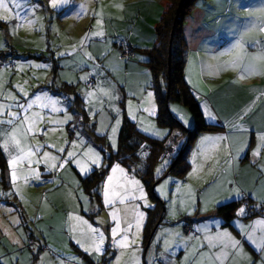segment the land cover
I'll return each mask as SVG.
<instances>
[{"label": "rangeland", "instance_id": "rangeland-1", "mask_svg": "<svg viewBox=\"0 0 264 264\" xmlns=\"http://www.w3.org/2000/svg\"><path fill=\"white\" fill-rule=\"evenodd\" d=\"M164 1L70 0L67 4H60L58 7L53 8L50 0H28L30 5H39V7L30 16L27 15L28 8H23L21 15L26 16L27 19L19 27L17 25L20 22L14 18V11L0 8V64L2 65L0 68V74H2L0 79L3 81L5 91L13 92L21 102H25L26 98L19 93L17 85L32 94L40 92V86L49 84L46 82L71 80L68 77L70 75L75 77L73 81L77 82V91L82 95L83 92L81 90L84 91V94L87 91L96 90V96L92 97L91 100L83 95L85 104H83L82 109L80 108L79 114L68 110L66 103L63 102L67 113L72 116V121L58 128L55 132L49 131L45 136H37L32 143L38 140L40 142L47 141L49 144L57 145V147L62 146L65 140L72 141L76 139L73 131V127H75V131L79 132L84 139V145L80 147L79 151H83L87 146H92L104 157V153L102 152L103 145L95 141L93 135L94 133L95 135H101L97 130L103 128L104 125L114 126L117 119L123 120L124 109H126L129 115V101H131V111L138 119L132 120L137 122L140 128L155 125L156 129L161 131L167 130L169 132L168 127L160 126L157 123L156 115H150L149 112L141 110V106L143 108L154 106L156 110L158 109L157 104L155 105L151 98H147L149 91L154 94L151 85L145 87L143 91L142 88L138 89L136 91L138 98H132L127 92L124 93V89L126 90V88H123V84L119 88L113 87L110 82L102 79L103 82H97V85L90 86L89 79L87 81L80 79V77L88 76L89 69H92L97 61L94 58V50L98 46H105L108 41L112 42L121 34L123 30H119L121 25L119 22H121L125 14H132L134 18L139 17L141 21H145L147 27L153 29L155 20L159 21L163 15ZM81 5L84 6L83 11L81 10ZM116 5H122V7L118 8ZM195 6L199 10L204 11L202 14L205 18H199L198 14H200V11L193 14L194 21L192 22L191 19L188 21L190 32L187 28L184 31L188 51L192 49L193 52V57L191 56L190 59L191 64L196 63L189 72L187 70L186 79L188 82H219L222 78H226L227 80L235 78L240 65L244 62L246 65H249L248 62L252 61L251 58L253 56L245 53V58L243 59L241 51L234 49L233 45L237 41H242L246 44L247 49H250L247 41H251V37L256 36L257 28L259 27L253 16L264 17V8L261 7L264 6V0H199ZM12 7L9 3V8L11 9ZM94 12L102 13L100 18L103 22L102 30L105 35L103 37H93L80 47L79 42L86 33L99 30L95 27L97 17L93 15ZM158 13H160L159 18L156 19ZM5 16L9 18L8 22H4L3 17ZM210 16L214 18V21L207 20ZM28 19H35V24L29 26L27 23ZM201 20L206 21L203 22ZM263 35L262 33L261 38H264ZM224 42H228L227 45H224ZM73 46H77L75 51H73ZM229 49L232 50L227 51ZM62 52L67 54L63 56L58 55V53ZM85 53L88 55H85ZM222 53L224 54L221 55ZM238 53L240 58L234 64H229L225 67L226 62L233 61ZM83 60V66L85 67L81 71L85 73L82 75L78 74L79 76L77 77L73 72V66L75 65L76 69V62L81 64ZM256 61L263 62V59ZM37 64L48 65V67L46 69L43 67L37 68L35 67ZM21 65L23 67H20ZM207 65H211L213 68L209 69L206 67ZM227 67L228 69H226ZM146 70L147 75L142 73L140 77L145 76V79H149V82H151V72L148 67ZM140 81V79L134 78L131 84L127 85V88L133 86L134 82L140 83ZM98 83L105 90L111 91L115 98L109 100L107 97H104L98 91ZM59 86H53V89ZM113 108H118L120 110L119 114L113 111ZM172 108L181 109L182 114L189 120L187 124H183L184 126L187 128L193 126L194 118L186 105L172 101L170 103V110ZM92 112H95V114L92 115ZM52 118L63 119V116L61 114H54ZM38 127L45 128L47 126L39 124ZM120 127L121 124L114 137L117 145ZM105 131L108 135H111L110 127L105 128ZM108 135H106L107 138ZM65 147L68 150H72L70 146L65 145ZM105 147L106 150L110 151L111 147L109 144ZM45 150L56 154L55 149L48 148ZM61 155H66V153ZM2 158L3 166L0 164V192L7 194L13 190L9 183V167L5 154H3ZM105 163L106 161L103 160V164ZM3 168L5 169L7 182L1 176ZM41 171L43 172V183L25 185L22 181L19 182L23 199L16 194L0 195V260L6 264H77L78 262L80 264H90L85 256L86 253L75 243L72 233L69 231L70 224H78V221L75 219L69 221V214H72L73 216L83 217V219L92 223L93 226H97V221L102 220L104 222L99 226L106 235V250L99 256L94 255L91 258L94 260V264H117V260H113L112 258L114 250H109L112 246L111 239L108 238L110 236L108 229L114 226L109 222L110 209L105 207L101 212L97 213L98 203L91 199L89 194L83 189L77 167L73 164H68L63 169L51 172L45 171L42 167ZM135 178L140 180L144 185L139 175H136ZM177 178L174 174H168L155 185V192L158 194L156 191L157 187L163 184L166 179L169 180L165 188L169 199H162L167 201L166 209L169 212V218H166L168 220L171 219L168 222L172 224L180 222L178 221L179 218L186 217L185 214L183 216L180 213L182 207L179 208L180 210L177 211L175 216L170 215L172 205H170L169 201L175 200L178 208V192L176 188L179 179L177 180ZM174 186L175 191L172 199H170ZM144 188L146 191L145 185ZM81 194L88 198L87 203L79 199ZM147 201L153 204L149 195ZM83 207L88 210L85 211ZM147 208L145 207V209ZM142 209L143 206L139 211ZM172 217H174V220ZM129 219L132 220L131 216H129ZM13 221H19V223H13ZM132 222L134 229L132 228L130 233H132L136 240L137 229L135 221L132 220ZM122 227H124L123 224ZM168 227L167 232L169 234L163 235V237L165 240L172 242L171 230H174V228L169 224L165 225L164 228ZM41 231L52 235V240L57 235V240L52 241V245L57 252L54 253L48 250L44 242L40 248L39 241L34 240V237L30 238L32 232H35L36 236L43 239ZM24 244H26L24 246L25 249L29 244L33 249L36 248L37 258L35 257V260L29 259L28 254L24 256V253L19 249L8 251L11 248H17ZM131 248V250L129 248L118 250L116 247L117 252L120 254L118 256L120 257L119 264H137V262L138 264H156L158 262L153 261L150 263V253H147L148 256L144 253L146 248H141L140 246ZM133 252L136 253L135 257H133ZM72 257L76 259L74 260Z\"/></svg>", "mask_w": 264, "mask_h": 264}, {"label": "crops", "instance_id": "crops-1", "mask_svg": "<svg viewBox=\"0 0 264 264\" xmlns=\"http://www.w3.org/2000/svg\"><path fill=\"white\" fill-rule=\"evenodd\" d=\"M165 5L166 0L164 1L163 8H165ZM199 11V18H205V16L202 14L204 13V11L199 10L198 7L195 6L192 13L185 19L184 31L185 28H187L190 32V28L188 27V21L191 19L193 22V14ZM159 14L160 13H158V16H156V19L159 18ZM254 18L255 22L258 23L259 27L257 28L256 36H252L251 38L252 40L264 42V38H261V34H264V20H261V17L253 16V19ZM207 20L214 21V18L210 16ZM201 21L205 22L206 20ZM157 22L158 20H155L153 29H150L145 24V21H141L139 17L134 18L132 14H125L124 18L121 19V22H119V24H121L119 30H123L126 32L122 31L123 33L121 32V34L117 36L115 40H113L112 42L108 41L106 42L105 46H98V48L94 50V58L97 61L94 64L95 67L89 69V80L93 79L95 85H97V82H103V80H105L106 82H110L113 87L118 88L122 87L123 84V88H126V90L124 89V93L127 92V94H129V96L132 98H138L136 95V91L141 88L143 91L145 87L151 85L152 82V80L151 82H149V79H145V76L140 77L142 73H145V75H147V65L144 62V60H146V55L145 53L139 52L137 53L138 56L135 60H130L124 63V61H122L119 57V47L117 45V40L119 37L124 36L128 38L129 42L132 43L134 47L138 49L151 48L155 43V27ZM227 43L228 42H224L223 44L227 45ZM248 45L250 49H247L246 44H244V49L242 51L240 50L243 59L245 58V53L247 55L255 56L260 51L259 46L254 45L252 43H248ZM191 56L193 57L192 49H190V51L187 50L185 75L187 73V70L189 72V70H191L196 64L195 62L191 64ZM76 63L77 67L75 69V65L73 66V72L78 77V74L82 75L83 73H85L81 71L85 67L83 66L84 60L81 64H79V62ZM248 63L249 65L251 63L256 66L257 70L254 74H249L247 71H245L246 67H248L249 65H246L244 62L240 65V69L237 71L236 77L231 80L222 78L219 82L189 83L186 79L190 87L195 91L201 104L204 115L205 106L208 110L213 113L214 119H209L205 115L206 119L209 122L221 124L223 127L211 130H204L200 132V134L192 142L188 153V158L190 160L191 167L183 178H177V180L179 179L177 183L179 182V184L182 185L181 190L177 194L178 208H181V201H185L187 203L190 186L193 198L195 199L194 209L190 205L187 213L183 210V208L181 209L180 213L183 216L185 214L187 218L191 217L193 219H196L195 221H193L194 230L203 224H208L210 227V231L213 234L218 230H227L236 239L242 241V254H233L232 250H227V254L225 256L220 257L219 264H250V262H254V264H262V259H264V252H258L252 246V244H250L247 240H244L234 224L232 226H227L223 224V220L221 218L210 219L208 217L214 212V210L218 206L216 204L217 200H220L223 203L237 198H246L245 202L247 201L250 207L255 210L259 209L260 207H263V212L261 214H256L248 218V215L246 217H241L239 218L241 222L245 225H248L254 220L264 218V206H261V197L264 196V187H262V185H264V149L260 150L259 155H253L259 145L258 137L261 133H264V59L263 62L249 61ZM120 69L122 70L120 71ZM226 69H228V67ZM80 71L81 73H79ZM68 77H70L72 81L75 80V77L73 75H70ZM134 78L140 79V83L134 82L133 86L127 88V85L131 84ZM46 83L49 84L39 87L40 92L47 91L52 96L63 99V102L66 103L68 110L73 111L74 113L76 112V114L80 113L72 108L74 107V104H76V102L74 101V98L76 96L73 93L57 94L53 89V86H59L60 84L62 86V84L66 83V81ZM72 84H76L77 86V82ZM98 86L103 87L100 86L99 83ZM81 92H83L84 95V91L81 90ZM80 95L83 98V104H85L84 96L81 93ZM69 97H71V99H68ZM151 100H153L155 105L157 104L155 94H153ZM126 115L130 118L127 112ZM121 121L123 122V120ZM122 122L120 123L121 125ZM237 123L242 124L243 128L247 129V131L240 132L233 130L232 126ZM209 135H224L227 136L228 139L225 141H221L218 145L214 147L212 145H208L207 149H202L201 139L202 137ZM245 142L247 145L246 147H244ZM241 148H243V151H240ZM230 153L232 156V160L229 164L227 161L229 160ZM121 166L126 168L122 164ZM194 168L198 169V172L190 176L189 174L193 173ZM233 189L240 190L243 195L236 196L233 199H224V197L230 195ZM174 191L175 186L172 189L170 199H172ZM146 193L148 199L149 194L147 189ZM157 195L161 199L163 198V196H161L159 193ZM206 201L207 211H203L202 209L204 208ZM151 202L153 203L152 205H154L152 199ZM245 204H243L242 206H246ZM104 208L105 206L101 210H103ZM147 209L143 207V209L140 210L144 213L145 218L142 222V227L140 228L139 232H137L136 244L130 245V250L132 249L131 247L140 246L141 248H145L146 246L143 238V227L147 219ZM101 210H99L97 213L101 212ZM168 215L169 212L166 209V217H168ZM172 218L174 220V217ZM236 218L237 217H235L234 219ZM217 219L220 221L219 229L214 227V221ZM166 220L168 219L166 218ZM186 221L187 220L180 221L175 224L169 222L161 223L155 229L151 242L148 243V246L144 252L146 254L150 253V263L153 261H158L156 262V264H169V262L172 261L171 264H201L202 255L193 256L194 251H199L202 254L209 253L208 256L203 257V264H217L214 259H211V256L216 253H219V248L212 249L210 253L209 249L206 246L200 249L197 248V245L200 243V241L198 240L187 242L189 236L197 235L202 237L203 234L195 233V231L186 232V226H184V223ZM167 224L171 225L172 228H174V230H171L172 242H170L172 243V247L167 253L163 255V257H161L160 253L164 252L165 241L162 233L169 229V227L164 228ZM177 231L182 233L186 243H179L177 239L174 238L172 234ZM108 232L110 235V228L108 229ZM34 233L32 232V236H30V238L34 237V240L36 239L37 241H39L40 248L41 246H43L44 242L45 247L48 248V250H51L54 253L57 252L55 247H53L52 245V241L57 240V235H55L54 239L52 240V235L45 234L43 231H41V236L43 239L36 236L37 234L35 235ZM129 235L130 237H133L132 233H129ZM257 235H259V232L257 233ZM158 236L160 237V239H157ZM24 246H26V244L20 245L17 248H11L8 251H16L17 249H19L21 250V252L24 253V256L28 254L29 259L35 260V257L37 258L36 248L33 249L32 247H30V244L26 247V249ZM29 249L31 254L29 252ZM111 249L114 250V253L112 254L113 260H117L116 258L120 256L119 252H117L116 247L114 246H112L109 250ZM118 250L121 249L118 248ZM85 256L93 260L91 256L93 257L94 254L90 255L86 253ZM0 264L6 263L0 260Z\"/></svg>", "mask_w": 264, "mask_h": 264}, {"label": "snow or ice", "instance_id": "snow-or-ice-1", "mask_svg": "<svg viewBox=\"0 0 264 264\" xmlns=\"http://www.w3.org/2000/svg\"><path fill=\"white\" fill-rule=\"evenodd\" d=\"M51 6L53 8L58 7L60 4H67L70 0H50ZM9 3L13 6L9 8ZM39 5H30L28 0H0V8L14 11V18L20 23L17 25L21 26L23 21L27 19L26 16L21 15V10L23 8H28L27 15H33L37 10ZM120 8L122 5H116ZM264 8V6H261ZM81 10H84V6L81 5ZM94 16L97 17L95 27L99 30H93L89 33H86L84 37L81 38L79 46L82 47L87 41L93 37H103L105 35L103 28V22L100 18L102 13L94 12ZM264 20V17H261ZM4 22H8L9 18L7 16L3 17ZM35 19H28L27 23L29 26L35 24ZM247 43H252L260 47V51L253 56L252 61L264 59V42L251 40ZM77 46H73V51L76 50ZM234 49L243 50L244 42L237 41L233 45ZM229 49L227 51H231ZM67 53H58V55H66ZM222 53L221 55H223ZM85 55H88L85 53ZM91 58V57H90ZM240 58L239 53L234 57L233 61L226 62L225 67L229 64H234L236 60ZM20 67H23L22 65ZM37 68H47L48 65H35ZM95 67V65H93ZM209 69H212L213 66L207 65ZM256 66L251 64L246 67L245 71L249 74H254L256 72ZM2 76V74H0ZM81 80L87 81L88 76L80 77ZM67 83H75V81L68 80ZM191 83V81H189ZM19 90V93L26 98L25 102H21L17 95H14L13 92L5 91L3 88V81L0 79V152L5 154L7 159V164L9 167V183L12 187L11 193L0 192V195H19L23 199V195L20 190V181L25 185L33 183H43L42 180L43 172L41 168L45 171L51 172L53 170H59L65 168L68 164H73L77 167L79 173L82 176H89L97 168L107 167L103 164L104 157L99 151H97L92 146H87L83 151H79L80 147L84 145V139L81 137L79 132L73 131L75 133L76 139L72 141L65 140L64 145L57 147L55 144H49L47 141L40 142L36 141L32 143L37 136H45L49 131L55 132L58 128H61L64 125H67L72 121V116L69 115L64 106L63 99L56 98L52 96L49 92H37L30 94L29 91H26L23 87L19 85L16 86ZM98 90L103 94L104 97H107L109 100L114 99L113 93L111 91L105 90L103 87L98 86ZM85 97L91 100L92 97L96 96V90L85 92ZM153 93L149 91L147 93V98H151ZM68 99H71L69 97ZM117 114L120 110L118 108H113ZM141 110L149 112L150 115H156V108L153 106L151 108H143ZM171 111L174 113L176 118L182 122V124H187L189 120L182 114V110L179 108H172ZM205 115L209 119H214L213 113L207 109L205 106ZM54 114H61L63 119H53ZM92 115L95 112L91 113ZM129 116L131 119L136 120V115L131 111V101H129ZM121 121L116 120L115 125H104L103 128L98 129V133L103 135H108L105 131V128H111V135H108L109 145L114 150L117 148V142L115 134L118 130ZM39 124H45L47 127L39 128ZM7 126V128H5ZM235 131H247L243 128L242 124H234L232 126ZM142 132L148 133L150 136L157 138H166L168 135L167 130L161 131L156 129L155 125H150L149 127H143L140 129ZM175 135V134H173ZM228 137L224 135L216 136H204L201 139V148L207 149L208 145L213 147L218 145L221 141L227 140ZM259 145L257 150L253 155H259L261 149H264V133H261L258 137ZM65 145L70 146L72 150H68ZM246 142L244 147H246ZM52 148L56 150V154H53L50 151L45 149ZM141 151L136 155L138 157L147 158L150 156V153L145 149L147 145L140 146ZM243 151V148L240 149ZM66 153V155H61ZM232 156L229 154V164L231 163ZM168 160L166 158H161V162L154 169V176H158L163 172L164 168L167 167ZM138 169L133 168L131 170L126 169L121 166L118 162L110 167V172L106 178L102 181L101 185H98L94 192L99 193L102 196L103 205L110 209L109 211V222L114 225L110 227V236L111 246L117 247L121 250L129 248L130 245H135L136 240L134 237H130L129 233L132 231L133 222L135 221V227L137 232H139L142 227V222L145 218L144 213L139 211L143 207L151 208L152 204L147 201V193L145 191L144 185L140 180L136 179V171ZM198 172V169L194 168L193 173L189 175L192 176ZM52 182V181H49ZM169 183V180H165L163 184H160L156 191L163 196L165 200H168V194L165 190L166 185ZM181 186L178 182L176 191L181 190ZM264 187V185H262ZM243 195L238 189H233L229 196L224 197V199H233L236 196ZM80 200L87 203L88 198L83 196L79 197ZM261 206H264V196L261 197ZM172 207L170 208V215L175 216L177 211L180 210L176 206V201H169ZM222 201L217 200L216 204H221ZM181 207L187 213L189 206L191 205L194 209L195 199L189 186V196L187 203L185 201L180 202ZM85 211L88 209L85 208ZM207 211V201L205 206L202 209ZM250 212V209L247 206L240 207L236 212V219L233 220V224L236 226L237 230L240 232L242 238L247 240L258 252H264V218L254 220L252 223L245 225L241 222L239 218L246 217ZM131 216L132 220L129 219ZM75 219L78 221L77 225H69V231L72 233V238L75 240V243L87 254L97 255L102 254L105 249L106 235L102 228L99 226L104 222L102 220L97 221L96 225L93 226L88 220L83 219L80 216H73L69 214V221ZM13 223H19V221H13ZM122 224L124 227H122ZM86 226V227H82ZM214 227L217 229L220 228V221L217 219L214 221ZM259 232V235L257 233ZM195 233H202L201 236L193 235L188 237L187 242L193 240H198L200 243L197 245V248L207 247L211 253L212 249H220L219 253H216L211 256V259H214L217 264H219L220 257L227 254V250H232L233 254H242V241L236 239L230 232L227 230H218L214 234L210 231L208 224H203L200 227L195 229ZM167 230L162 233V235H168ZM174 238L177 239L179 243H186L181 232L177 231L172 234ZM78 236V238H77ZM157 239H160L158 236ZM19 243V241H17ZM172 247V243L169 240L164 241V252L160 253L163 256L169 251ZM123 254V252H121ZM136 253L133 252V257ZM202 255L201 264H203V257L208 256L209 253H200L199 251H194L193 256ZM72 259H76L72 257ZM117 264H119L120 257H117ZM80 264V262H78ZM138 264V262H137ZM254 264V262H250ZM262 264H264V259H262Z\"/></svg>", "mask_w": 264, "mask_h": 264}, {"label": "trees", "instance_id": "trees-1", "mask_svg": "<svg viewBox=\"0 0 264 264\" xmlns=\"http://www.w3.org/2000/svg\"><path fill=\"white\" fill-rule=\"evenodd\" d=\"M199 0H166V5L163 15L159 19L155 27V43L151 48H136L129 42L128 38L121 36L117 40L119 47V57L122 61L128 62L135 60L137 53H145L144 62L149 68L152 75L151 87L154 90L157 114L156 120L160 126H166L169 129L166 138H157L142 132L137 123L130 119L124 109V118L119 131L118 145L115 150H106L108 145V138L106 135H99L94 133L95 141L103 145L102 152L104 153V160L107 167L97 168L89 176H82L81 183L83 189L91 199L98 203L97 211L101 210L104 205L102 196L93 190L101 185L106 178L110 166L116 162L121 163L126 169H138L136 175H139L148 190L150 199L153 200L154 205L148 208L147 219L143 227V238L145 248L151 242L155 229L161 224L170 222L166 220V202L161 199L155 192V187L168 174H174L178 178H183L191 167L188 158L189 149L194 139L204 130H211L223 127L221 124L209 122L202 110L199 99L195 91L190 87L185 78V66L187 62L188 44L184 33L185 19L192 13L196 3ZM123 39L130 46L135 55L127 58L121 55L120 40ZM94 86L95 82L90 79ZM57 94L66 93L74 94L76 97L74 107H71L80 112L83 107V98L77 91L76 84L63 83L61 87L55 88ZM177 101L186 105L193 118L194 123L191 128H187L180 122L170 110V103ZM93 131V130H92ZM175 134V135H173ZM147 145L145 149L150 153L147 158L138 157L136 154L141 151V145ZM168 148H174L172 155H163V152ZM3 154L0 152V164L3 166ZM161 158L168 159V165L163 172L158 176H154V169L158 166ZM1 176L6 180L5 169L3 168ZM246 199V198H245ZM244 198H237L219 204L214 212L209 215L210 219L221 218L223 224L232 226V220L236 217L237 210L245 204L250 212L247 216L252 217L263 212V207L255 210L245 202ZM184 226H190L194 232V222L196 219L191 217L180 218L179 221H185ZM187 232V231H186ZM191 232V231H190ZM90 264L94 262L87 258Z\"/></svg>", "mask_w": 264, "mask_h": 264}, {"label": "built area", "instance_id": "built-area-1", "mask_svg": "<svg viewBox=\"0 0 264 264\" xmlns=\"http://www.w3.org/2000/svg\"><path fill=\"white\" fill-rule=\"evenodd\" d=\"M120 46H121V55L124 58H127L129 56L135 55L134 50L128 46L127 42L123 39L120 40ZM93 81L91 80L89 83H92ZM174 153V148H168L163 152V155H172ZM186 231L190 232L192 231V228L190 226H186Z\"/></svg>", "mask_w": 264, "mask_h": 264}, {"label": "clouds", "instance_id": "clouds-1", "mask_svg": "<svg viewBox=\"0 0 264 264\" xmlns=\"http://www.w3.org/2000/svg\"><path fill=\"white\" fill-rule=\"evenodd\" d=\"M2 67V65L0 64V68Z\"/></svg>", "mask_w": 264, "mask_h": 264}, {"label": "water", "instance_id": "water-1", "mask_svg": "<svg viewBox=\"0 0 264 264\" xmlns=\"http://www.w3.org/2000/svg\"><path fill=\"white\" fill-rule=\"evenodd\" d=\"M154 187H155V185H154Z\"/></svg>", "mask_w": 264, "mask_h": 264}]
</instances>
